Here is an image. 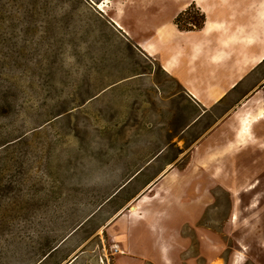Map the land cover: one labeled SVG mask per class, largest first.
Segmentation results:
<instances>
[{
  "label": "rangeland",
  "instance_id": "rangeland-1",
  "mask_svg": "<svg viewBox=\"0 0 264 264\" xmlns=\"http://www.w3.org/2000/svg\"><path fill=\"white\" fill-rule=\"evenodd\" d=\"M192 2L0 0V264H116L110 223L168 163L195 180L185 193L211 199L205 245L185 227L176 263L264 264V120L230 154L203 145L215 118L197 123L193 95L157 61L168 40L196 50L187 37L206 20L214 50L238 30L257 42L264 0H199L178 28Z\"/></svg>",
  "mask_w": 264,
  "mask_h": 264
},
{
  "label": "crops",
  "instance_id": "crops-1",
  "mask_svg": "<svg viewBox=\"0 0 264 264\" xmlns=\"http://www.w3.org/2000/svg\"><path fill=\"white\" fill-rule=\"evenodd\" d=\"M192 1L185 4L187 7L184 6L178 17L196 6L199 0ZM176 19L174 23L178 27ZM214 25L215 21L208 24L206 20L198 31L187 37L190 48L196 49L194 51H178L176 42L168 40L173 41V47L165 45L157 61L166 74L174 77L193 95V103L200 111L197 123L210 114L215 118L203 145L222 140L223 144L227 143L218 153L230 154L231 150L244 144L246 136L240 135L242 119L248 114H257L264 105V37L260 35L255 43L249 39L242 40L241 37L245 38L242 32L245 31L238 30L237 35H227L225 41L222 35L218 40L221 45L214 50L212 32L219 24ZM142 50L149 59L143 47ZM193 67H203L210 74L192 75L188 71ZM203 145H199L197 150L200 151ZM190 165L183 171L187 172ZM144 171L143 168L137 171L119 191L138 183ZM162 172L156 179L144 182L140 192L127 202L131 205L110 223L109 241L115 247L114 255L119 256L116 264H120L122 258H126L127 264H177L176 257L179 258L183 249H188L191 243V239L184 236L185 227L195 229L200 244L210 234L207 229L197 227L211 199L192 192L185 193L187 188L196 185L195 180L183 178L187 174L183 175L176 166H169L168 163ZM100 258L109 261L106 256Z\"/></svg>",
  "mask_w": 264,
  "mask_h": 264
},
{
  "label": "bare ground",
  "instance_id": "bare-ground-1",
  "mask_svg": "<svg viewBox=\"0 0 264 264\" xmlns=\"http://www.w3.org/2000/svg\"><path fill=\"white\" fill-rule=\"evenodd\" d=\"M187 6H185L186 8ZM100 8V7H99ZM118 27L122 28L123 27L118 24ZM215 27L218 26V25H214ZM261 111H259L257 114H254V115H251V114H248L246 115L243 119H242V122H241V131H240V135L241 136H249L251 138H253V134H252V130H253V126L255 124H259L261 123L263 120H264V105H262V108H260ZM253 187L249 188V190H252ZM140 205L137 206V208H139ZM133 211V210H131Z\"/></svg>",
  "mask_w": 264,
  "mask_h": 264
},
{
  "label": "trees",
  "instance_id": "trees-1",
  "mask_svg": "<svg viewBox=\"0 0 264 264\" xmlns=\"http://www.w3.org/2000/svg\"><path fill=\"white\" fill-rule=\"evenodd\" d=\"M193 8L190 7L186 12H184L183 14H181L177 19H176V24L179 26L180 22L182 21L183 18L187 17L188 15L191 14Z\"/></svg>",
  "mask_w": 264,
  "mask_h": 264
},
{
  "label": "built area",
  "instance_id": "built-area-1",
  "mask_svg": "<svg viewBox=\"0 0 264 264\" xmlns=\"http://www.w3.org/2000/svg\"><path fill=\"white\" fill-rule=\"evenodd\" d=\"M118 28H120V27H118ZM193 101H194V99H193ZM116 252H118V251H116ZM100 264H108V262L105 260V258H100Z\"/></svg>",
  "mask_w": 264,
  "mask_h": 264
}]
</instances>
